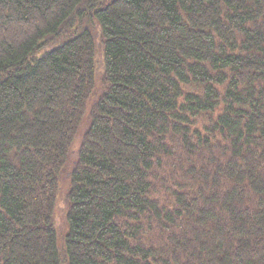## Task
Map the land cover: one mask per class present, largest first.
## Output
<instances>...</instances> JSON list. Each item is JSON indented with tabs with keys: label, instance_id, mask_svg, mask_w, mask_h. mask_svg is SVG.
I'll return each instance as SVG.
<instances>
[{
	"label": "trees",
	"instance_id": "trees-1",
	"mask_svg": "<svg viewBox=\"0 0 264 264\" xmlns=\"http://www.w3.org/2000/svg\"><path fill=\"white\" fill-rule=\"evenodd\" d=\"M0 264H264V0H0Z\"/></svg>",
	"mask_w": 264,
	"mask_h": 264
},
{
	"label": "rangeland",
	"instance_id": "rangeland-1",
	"mask_svg": "<svg viewBox=\"0 0 264 264\" xmlns=\"http://www.w3.org/2000/svg\"><path fill=\"white\" fill-rule=\"evenodd\" d=\"M75 162V159L70 162V165L67 166V170L65 172L64 178L62 180V190H60L59 195H58V206L56 210V219L57 222H59V243L60 245L63 242L64 235L67 233L68 230V224L67 220L65 221V209H64V202H65V197L67 195V187H68V177H69V172L72 170V166ZM66 231V232H65Z\"/></svg>",
	"mask_w": 264,
	"mask_h": 264
}]
</instances>
